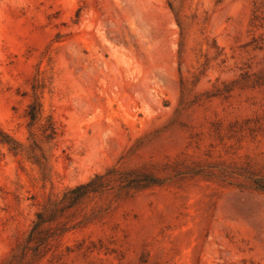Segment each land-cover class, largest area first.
Segmentation results:
<instances>
[{
    "label": "rangeland",
    "instance_id": "rangeland-1",
    "mask_svg": "<svg viewBox=\"0 0 264 264\" xmlns=\"http://www.w3.org/2000/svg\"><path fill=\"white\" fill-rule=\"evenodd\" d=\"M35 83L58 136L44 173L0 144V264H264V0H0L22 144Z\"/></svg>",
    "mask_w": 264,
    "mask_h": 264
},
{
    "label": "trees",
    "instance_id": "trees-1",
    "mask_svg": "<svg viewBox=\"0 0 264 264\" xmlns=\"http://www.w3.org/2000/svg\"><path fill=\"white\" fill-rule=\"evenodd\" d=\"M31 89L32 101L29 103L26 110V117L28 119V143L22 144L16 141L0 128V144L6 146L8 151L14 155H23L27 161L44 173L48 170L49 165V155L45 151L44 145L55 141L58 132L52 118L50 116H43L39 95L41 87L39 88L38 84L35 83L31 86ZM34 129H36L37 132H35ZM112 172L113 170L111 169L104 174H95L88 182L72 188L69 192L74 194V201L104 190L108 186L110 181L108 176ZM147 183L148 186L156 182L155 180H151V182L149 180Z\"/></svg>",
    "mask_w": 264,
    "mask_h": 264
}]
</instances>
